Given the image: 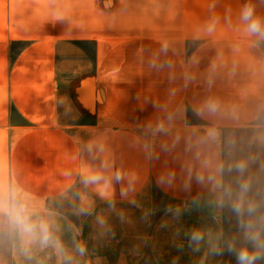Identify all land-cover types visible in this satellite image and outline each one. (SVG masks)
<instances>
[{"label":"crops","instance_id":"1","mask_svg":"<svg viewBox=\"0 0 264 264\" xmlns=\"http://www.w3.org/2000/svg\"><path fill=\"white\" fill-rule=\"evenodd\" d=\"M246 3L264 18V0H0V180L54 222L71 264L226 258L195 145L216 127L225 162L224 133L264 127V42L237 30ZM209 97L238 119L198 116ZM86 170L122 179L102 198ZM49 251L0 244V264H56Z\"/></svg>","mask_w":264,"mask_h":264},{"label":"clouds","instance_id":"2","mask_svg":"<svg viewBox=\"0 0 264 264\" xmlns=\"http://www.w3.org/2000/svg\"><path fill=\"white\" fill-rule=\"evenodd\" d=\"M218 20L213 18L206 26L209 34L215 31ZM244 36L254 38V43L264 42V18L256 14L255 6L246 3L239 14L237 29ZM198 116L209 118L227 117L237 120L235 112H226L221 103L212 97L206 99L196 110ZM159 130H163L162 126ZM220 142V132L210 127L197 143L196 159L207 175L198 173V183L211 185L218 207H227L237 217L240 229L241 246L237 247L235 238L227 240L223 249L213 247L214 253L227 252L235 257L236 264H258L264 260V185L260 176L253 175L250 168L257 162V157L249 154L246 157L221 161L210 149ZM264 145V134H259L254 141ZM226 146L231 156L235 140L229 138ZM203 148L205 151H200ZM264 174V164L260 165ZM233 174H235L233 176ZM232 179L226 180L225 176ZM122 176L117 172L108 179L100 171L86 170L82 176L85 186L94 185L100 196H109L112 181L119 183ZM124 193L122 192V195ZM179 215V210H176ZM204 235L199 230L190 234L192 244L199 245ZM12 243L18 253L30 256L36 250L49 251V257L56 256V264H71L73 256L57 235L54 222L42 214L37 205L23 195L22 190L10 182L6 185L0 180V244ZM196 250H199L197 247ZM75 251L80 255L85 252L84 246L77 245Z\"/></svg>","mask_w":264,"mask_h":264},{"label":"rangeland","instance_id":"3","mask_svg":"<svg viewBox=\"0 0 264 264\" xmlns=\"http://www.w3.org/2000/svg\"><path fill=\"white\" fill-rule=\"evenodd\" d=\"M264 134V127L251 126L248 128H242L237 130H230L224 133V158L225 162L230 159H237L246 157L252 154L257 157V162L253 164L250 171L253 175L260 176L261 184L264 185V174L260 173V165L264 164V145L253 142L254 138L259 135ZM232 138L235 140V146L232 150L231 156L229 155V150L226 146V141ZM235 174H233L234 176ZM226 180L232 179L231 176H225ZM225 214L224 217V228L226 230L225 240H230L235 238L237 247L241 246L240 239V229L238 227L237 217L230 211L229 208L224 207ZM220 264H236L235 257L229 253L226 254V258L220 262ZM258 264H264V260L258 261Z\"/></svg>","mask_w":264,"mask_h":264}]
</instances>
